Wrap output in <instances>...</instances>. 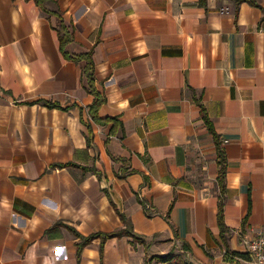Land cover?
<instances>
[{
    "label": "crops",
    "instance_id": "1",
    "mask_svg": "<svg viewBox=\"0 0 264 264\" xmlns=\"http://www.w3.org/2000/svg\"><path fill=\"white\" fill-rule=\"evenodd\" d=\"M89 52L100 123L73 58ZM206 118L227 156L228 246L250 256L264 225V0H0V264H150L155 248L229 264ZM121 213L144 242L78 245L125 228Z\"/></svg>",
    "mask_w": 264,
    "mask_h": 264
},
{
    "label": "trees",
    "instance_id": "2",
    "mask_svg": "<svg viewBox=\"0 0 264 264\" xmlns=\"http://www.w3.org/2000/svg\"><path fill=\"white\" fill-rule=\"evenodd\" d=\"M205 1V0H202ZM62 33L60 34V44L61 48L63 49L67 43H69L73 38V32L68 31L66 26L62 27ZM76 60H85V65L83 69V75L86 78L87 85L86 89L88 92L93 94L95 96L94 103L89 108V115L91 118L96 121L97 123H100V120L98 118V113L100 106L105 102V97L98 91L96 87V77L94 75V62L92 59V53H86L83 55H78L73 57ZM46 104L49 107H54V105L50 104L49 102H46ZM67 109V108H66ZM83 120V118H82ZM207 124L210 127V130L214 134V138L216 141V145L218 148V164H219V186H220V197H219V212H218V223L221 230V237L223 239L224 245L226 246V260L229 261V264H239L236 262L235 257L242 258L245 260H250V256L246 253L241 252H233L229 249L228 246V237L226 236V226L224 221V196H225V190H226V183H225V177L227 172V156L224 148L220 146V139L215 132V130L212 128L211 123L208 118H206ZM85 122V121H84ZM87 123V122H86ZM88 129L91 130V125L87 123ZM145 205V204H144ZM123 222L125 223V228L114 231L111 233H95L89 237L83 238L82 242H80L78 245L84 246L85 244L89 243L91 240L97 237H102L104 240L108 238L113 237H123V236H129L132 238L133 243L134 242H144V237L141 235L136 234L132 229V224L130 220L126 218L124 214H120ZM178 258L175 257L173 252H170L167 255L160 256L159 260L163 262L164 264H171L172 262L176 261ZM179 260V259H178ZM185 264H191L189 262H186Z\"/></svg>",
    "mask_w": 264,
    "mask_h": 264
},
{
    "label": "built area",
    "instance_id": "3",
    "mask_svg": "<svg viewBox=\"0 0 264 264\" xmlns=\"http://www.w3.org/2000/svg\"><path fill=\"white\" fill-rule=\"evenodd\" d=\"M247 247L254 264H264V225L248 240Z\"/></svg>",
    "mask_w": 264,
    "mask_h": 264
},
{
    "label": "rangeland",
    "instance_id": "4",
    "mask_svg": "<svg viewBox=\"0 0 264 264\" xmlns=\"http://www.w3.org/2000/svg\"><path fill=\"white\" fill-rule=\"evenodd\" d=\"M159 251H160L159 248H157V250L155 248L154 250L148 252L147 261L150 262V264H163L162 262L159 261L158 257L160 255L164 256V255L168 254V251L167 250L163 251V252H159ZM171 264H185V263L183 260L181 261V260L177 259L176 261L172 262ZM240 264H254V263L251 262V260L250 261L240 260Z\"/></svg>",
    "mask_w": 264,
    "mask_h": 264
}]
</instances>
